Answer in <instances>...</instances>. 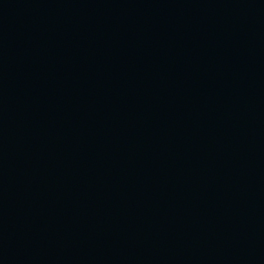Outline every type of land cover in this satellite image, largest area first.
Wrapping results in <instances>:
<instances>
[{
  "label": "water",
  "instance_id": "95a60500",
  "mask_svg": "<svg viewBox=\"0 0 264 264\" xmlns=\"http://www.w3.org/2000/svg\"><path fill=\"white\" fill-rule=\"evenodd\" d=\"M0 264H264V0H0Z\"/></svg>",
  "mask_w": 264,
  "mask_h": 264
}]
</instances>
